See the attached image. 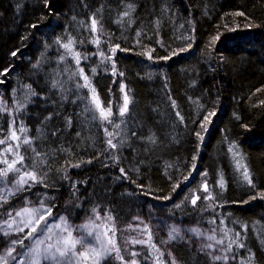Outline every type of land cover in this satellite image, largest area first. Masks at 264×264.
Masks as SVG:
<instances>
[{
  "label": "trees",
  "instance_id": "1",
  "mask_svg": "<svg viewBox=\"0 0 264 264\" xmlns=\"http://www.w3.org/2000/svg\"><path fill=\"white\" fill-rule=\"evenodd\" d=\"M0 73V139L13 119L24 126L16 167L37 178L26 191L76 222L109 216L117 226L123 260L112 250L100 264H160L153 249L162 264H221L187 241L176 262L157 240L126 254L119 226L148 223L156 204L182 224L215 227L227 264H264V0H0ZM205 182L214 199L193 205Z\"/></svg>",
  "mask_w": 264,
  "mask_h": 264
},
{
  "label": "rangeland",
  "instance_id": "2",
  "mask_svg": "<svg viewBox=\"0 0 264 264\" xmlns=\"http://www.w3.org/2000/svg\"><path fill=\"white\" fill-rule=\"evenodd\" d=\"M5 81L6 80H0V116L5 115L9 109L8 102L4 98L3 86H5ZM84 83H86L85 80ZM87 84L89 85L88 90L94 100V104L97 107L98 101V110H103L102 104L99 101L96 92L93 91L94 88L91 85L89 79H87ZM103 112L105 115H107L108 110L106 112L103 110ZM12 121H15V119ZM16 122L17 120L15 121V124ZM11 125L12 128L9 129ZM11 125L7 129L8 136L4 139L6 143L0 144V160L7 158L9 163L18 157L6 152L5 149L11 146L13 151H18L16 149L15 143H17L18 139H20L25 131L20 130L24 129L22 124L15 127L14 123L12 122ZM13 133L15 134L16 139L10 138L11 141L9 144H7L9 142L8 138L10 136L12 137ZM26 139L30 141L27 136L23 135L21 142L23 147L29 150L31 143L25 144L24 140ZM18 156H20L19 152ZM0 164L2 165V167L0 166L2 169L7 167L3 163ZM18 178L19 177L17 175L10 171L3 182H0V196L6 197V199H0V256L5 254L6 250L9 248L11 240L23 238L34 227L37 229L35 235L44 240V243L40 245L41 250L46 248L49 244L53 245L54 247L62 246L63 239L67 238V231L72 233L71 238L76 240L83 238L85 243L83 246L80 244L76 245L75 255H73L71 258V264H100L106 260L110 253V251H107V249H110V242H112L111 232L117 229V226L115 227V225L111 223L109 216H106V220H103L102 222L95 218V216H87L81 220L82 222L79 221L78 223L68 218L66 215L54 212L53 208L49 204L45 203L44 200H37L36 198L33 199L32 194L26 191L27 188H30V183L25 185L24 189L17 192L13 185V181ZM205 185H207L208 192L204 191ZM209 192V186L205 182L195 195L194 199L197 200V197L201 196L202 194H209ZM12 203L16 204V206L14 207ZM154 206L155 208L152 209V216L148 223H144L141 219H135L127 224L119 226V233L117 232L119 245L126 254H132L139 248L141 249L142 247L151 246L154 241L157 240L159 246L169 249L172 262H176V247L180 243L187 241L191 242L197 250L206 252L212 260L221 264L228 263L230 256L224 246V243H218L219 241H222V237L220 232L218 233L215 230V227V229L213 227L202 228L199 224H182L169 217L162 210L161 205L156 204ZM49 208L51 209L50 214L47 212V209ZM35 209H40V211L37 212ZM17 212H20L21 215L16 216ZM10 213L11 216L9 215ZM40 217H44V219H40ZM60 217H64L67 223L65 224L64 221H61ZM13 220H15L14 223ZM4 221H7L8 224H11V228H9L8 224H5ZM45 221H47L51 231L49 232L47 229H45L44 234L41 235L40 229L44 226ZM25 224L28 226L25 227ZM57 224H59L60 227H56ZM145 226H147V229ZM19 228H23V232H19ZM65 228H67V231H64ZM174 229L177 230L173 233L176 238L169 239V233L173 232ZM193 229L198 231L194 232L192 231ZM90 232L92 235H89ZM4 233L8 234L5 235ZM97 236H99V239H96ZM133 240H140L144 241L145 243H131ZM24 243L25 245L31 246L33 241L25 240ZM206 245H212V247L207 248L205 247ZM154 246L156 245L154 244ZM16 251L20 252L22 250L17 246ZM152 251L154 253L152 256L154 260L162 264L159 261L161 257L159 254L157 255L160 250L156 251L153 249ZM81 253H83V255H81ZM221 255L228 256L229 259H213L214 256ZM7 264H17V262L8 258ZM41 264H55V261H45L41 259Z\"/></svg>",
  "mask_w": 264,
  "mask_h": 264
},
{
  "label": "snow or ice",
  "instance_id": "3",
  "mask_svg": "<svg viewBox=\"0 0 264 264\" xmlns=\"http://www.w3.org/2000/svg\"><path fill=\"white\" fill-rule=\"evenodd\" d=\"M45 4L47 5V0H45ZM129 8H131V6L129 5ZM125 16L128 15V12L124 13ZM238 15H243V13H238ZM92 25H93V30L95 29V25H96V20L93 19L92 21ZM38 25H32L31 27L35 28ZM220 39V36L217 35L216 37H213V44L218 41ZM59 42V41H58ZM71 44V40H69V43L67 44H62L61 46L64 47L65 49H69ZM117 48L119 47V45L116 46ZM189 47H191V45H189ZM113 52H115V49L112 50ZM181 51H187V49H182ZM16 52H13L12 55L16 56ZM179 53H173V55H178ZM101 55H103V53H101ZM86 58V57H85ZM149 58H151V56H149ZM61 59H64V57H61ZM106 59H111L110 57H106ZM167 59V57L165 58ZM80 59H79V54H77V59H76V63L79 64ZM115 71V69H113ZM5 72L8 71V69L4 70ZM93 72H95V69H93ZM83 70L81 69L80 72L77 73H73L74 76H79L82 75ZM0 75H3V73H0ZM122 75V73L120 74ZM86 83L83 85V87H89V85L87 84V77H84ZM54 86L55 82H54ZM77 87H81V85H77ZM93 91H95L93 89ZM33 95H35V93H32ZM174 103V102H173ZM23 107V106H21ZM97 107H99V102L97 101ZM127 107H128V99L127 96H125V102H124V107L120 109V115L123 116L124 113L127 111ZM111 111L109 110L107 115H105V113L103 112V110H101L100 112V118L104 119V120H108V118L111 116ZM211 115H215V113L213 112ZM237 119H239L237 117ZM205 120H208V117H205ZM13 123H15V121H13ZM209 123H211V121H209ZM205 131H207V127L205 125H201ZM115 127H119V125H116ZM247 127V126H245ZM21 131H24V129H20ZM109 137H111L113 134L112 133H108ZM197 136L202 140L203 137L199 136V133H197ZM12 139H16L15 134L13 133ZM150 140L152 139L151 137L149 138ZM6 143L5 140H0V144H4ZM25 144H30L31 142L29 140H24ZM108 144L111 148H116V145L112 143V139L108 140ZM16 149H19V145H16ZM230 151H232V148L230 147L229 149ZM6 152L11 153L13 156L18 157L17 159H14L11 163H9L7 158H4L3 160H0V163L5 164L7 167L0 169V182H3V180L7 177L8 173L11 171L13 172L15 175H17L19 178L13 181V185L15 187V190L18 192L22 189H24L25 185H28L30 182H37V178L35 176V174L33 173H29L27 171H23L21 172V168L20 167H16V164H20L21 166H23V161H24V157L23 156H18V151H13V148L11 146H9L8 148L5 149ZM39 155V154H37ZM235 155V153H234ZM195 159V157L193 158ZM193 167L195 168V165H193ZM237 167H240L239 161H237ZM123 169H121V172L123 173ZM206 175V174H205ZM185 179H187V177H185ZM244 179L247 182L248 185H250L251 187H255V185L252 183V180L249 178L248 172L246 167L244 168ZM220 187L223 188V182L221 181L220 183ZM204 191L208 192V188L207 185L204 186ZM14 194V193H12ZM208 198H213L211 197V193L209 192L208 196L205 197V199ZM253 199H255L256 197H252ZM261 198H264V194H261ZM0 199H6V197H2L0 196ZM197 199H199V197H197ZM193 205L196 204V199L192 200ZM43 206V205H42ZM27 211V210H25ZM35 211H40V209H35ZM48 214L51 213V209H47ZM11 216V213L9 214ZM21 213L17 212L16 216H20ZM40 219H44V217H40ZM61 221H64L65 224L67 223L64 217H60ZM110 219V217H109ZM15 222V220H13V223ZM215 221H213L214 223ZM5 224H8L7 221H4ZM38 223V221H37ZM28 225L25 224V227H27ZM8 227L11 228V224H8ZM56 227H60L59 224L56 225ZM145 228L147 229V226H145ZM45 229H47L49 232L51 231L50 227L47 224V221H45L44 226L40 229V233L41 235L44 234ZM19 232H23V228H19L18 229ZM37 229L36 228H32V230L25 235L23 238H17V239H13L10 242L9 248L6 250L5 254L3 256H0V264H7V259L10 258L13 261L17 262V264H41V259L45 260V261H55V264H71V258L73 255H75V248L77 244H80L81 246L84 245L85 241L83 240V238H81L80 240H76L72 237V233L70 231H67V228L64 229V231H67V238H64L62 241V246H56L54 247L53 245L49 244L46 248H44L43 250H41L40 245L44 243V240L40 239L39 236H36ZM177 230H173V232L169 233V239H175L176 236L173 234L174 232H176ZM192 231L196 232L198 230L193 229ZM5 235H7L8 233H4ZM89 235H92V233L90 232ZM113 235H114V231H113ZM237 236L239 235V233L236 234ZM71 238V239H70ZM96 239H99V236L96 237ZM25 240H32L33 244L31 246L29 245H25L24 241ZM111 243V248L107 249V251H112L115 250L117 252V255L119 256V249L116 248L115 246V242H110ZM131 243H145L144 241H140V240H133L131 241ZM218 243H223V241H219ZM17 246L22 250L20 252L16 251ZM205 247L207 248H211L212 245H206ZM242 247V245H241ZM228 250L231 251V244L228 246ZM81 255H83V253H81ZM133 256L137 255V253H132ZM119 258L121 260H123V256H119ZM234 258V257H233ZM213 259L215 260H228L229 257L228 256H214ZM132 264H135V261L132 262Z\"/></svg>",
  "mask_w": 264,
  "mask_h": 264
},
{
  "label": "bare ground",
  "instance_id": "4",
  "mask_svg": "<svg viewBox=\"0 0 264 264\" xmlns=\"http://www.w3.org/2000/svg\"><path fill=\"white\" fill-rule=\"evenodd\" d=\"M33 197V196H32ZM82 222V221H81ZM79 223V222H78ZM77 224V223H76Z\"/></svg>",
  "mask_w": 264,
  "mask_h": 264
}]
</instances>
